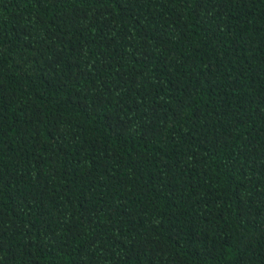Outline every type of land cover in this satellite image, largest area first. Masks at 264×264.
Instances as JSON below:
<instances>
[{
  "label": "trees",
  "instance_id": "obj_1",
  "mask_svg": "<svg viewBox=\"0 0 264 264\" xmlns=\"http://www.w3.org/2000/svg\"><path fill=\"white\" fill-rule=\"evenodd\" d=\"M0 264H264V0H0Z\"/></svg>",
  "mask_w": 264,
  "mask_h": 264
}]
</instances>
